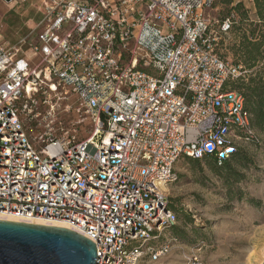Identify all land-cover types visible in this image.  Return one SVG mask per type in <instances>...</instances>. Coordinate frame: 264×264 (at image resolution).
Masks as SVG:
<instances>
[{"label": "built area", "instance_id": "built-area-1", "mask_svg": "<svg viewBox=\"0 0 264 264\" xmlns=\"http://www.w3.org/2000/svg\"><path fill=\"white\" fill-rule=\"evenodd\" d=\"M214 2L43 0L25 49L0 31V217L65 222L97 264L164 256L153 233L176 222L165 190L180 159L257 138L227 88L247 70L215 50L235 17L213 18Z\"/></svg>", "mask_w": 264, "mask_h": 264}, {"label": "rangeland", "instance_id": "rangeland-1", "mask_svg": "<svg viewBox=\"0 0 264 264\" xmlns=\"http://www.w3.org/2000/svg\"><path fill=\"white\" fill-rule=\"evenodd\" d=\"M239 2L254 16L256 7L252 0H235L234 5ZM42 5L43 0H0V31L7 44L25 49L23 43L32 40L33 27L43 19L39 13ZM212 9V17L223 20L231 8L216 4ZM233 15L237 21L238 14ZM231 31L221 37L215 50L231 63L242 65L233 50L238 40ZM74 119L72 114L59 113L53 120L54 129L63 126L69 130ZM37 125L33 124V130L40 137L43 129ZM90 131L91 128L82 127L78 135L84 139ZM259 139V146L243 141L238 144L239 150L252 161V166L244 170L232 164L237 173L245 176L241 182L234 180L227 184L204 159L198 165L180 159L176 166L177 180L168 185L165 194L178 210L176 215L180 217L175 225L185 231L184 238L176 237L171 228L162 231L156 245H168L164 256L155 261L147 258L140 264H188L195 258L198 264H263L264 136ZM183 215L190 216L191 222L183 221Z\"/></svg>", "mask_w": 264, "mask_h": 264}, {"label": "trees", "instance_id": "trees-1", "mask_svg": "<svg viewBox=\"0 0 264 264\" xmlns=\"http://www.w3.org/2000/svg\"><path fill=\"white\" fill-rule=\"evenodd\" d=\"M252 1L256 7L254 16H250L242 2L234 5L235 0H215L214 5L220 4L226 6V8H231L228 12L229 15L224 17V19L234 13L238 14V20L233 21L231 31L238 40L233 50L242 66H244L243 68L247 70V74L246 77L229 81L227 88L228 90L238 91L243 94L244 100H246V110L251 115L252 128L255 130L257 136L256 140L251 143L259 146V136H264V0ZM260 64L262 66L257 69ZM256 69L257 71L254 72ZM244 78H247V80H244ZM185 159L195 165L200 163V159L196 160L187 157ZM201 159L209 162L212 172L223 177L227 184L234 182V180L241 182L245 178V176L235 171L232 167L233 163H236L243 170L252 166V161L249 159L247 153L240 150L226 159H220L215 154L205 155ZM169 208L174 212L177 221L180 217L178 213L176 215L178 210L174 209L170 201ZM182 220L191 222V217L183 215ZM170 228L176 237L184 238L185 231L181 230L180 227L173 224L167 226L164 230ZM161 233L158 231L153 233V237H155L153 245H156V239H159ZM157 245L161 246L163 244Z\"/></svg>", "mask_w": 264, "mask_h": 264}, {"label": "water", "instance_id": "water-1", "mask_svg": "<svg viewBox=\"0 0 264 264\" xmlns=\"http://www.w3.org/2000/svg\"><path fill=\"white\" fill-rule=\"evenodd\" d=\"M98 262L95 243L72 230L0 221V264H97Z\"/></svg>", "mask_w": 264, "mask_h": 264}, {"label": "bare ground", "instance_id": "bare-ground-1", "mask_svg": "<svg viewBox=\"0 0 264 264\" xmlns=\"http://www.w3.org/2000/svg\"><path fill=\"white\" fill-rule=\"evenodd\" d=\"M1 220H9V221H12V222H16V221H20L19 219H7L6 217H4V216H1L0 217V221ZM36 224V225H40V226H50V227H57V228H67V229H69V230H72L73 231V229L71 228V227H69L65 222H56V221H49V220H47V221H44V220H40V219H37V220H32L31 222H29V224ZM74 232H76V231H74ZM77 234L79 233V232H76ZM80 235H81V233H79ZM83 236V235H82Z\"/></svg>", "mask_w": 264, "mask_h": 264}]
</instances>
